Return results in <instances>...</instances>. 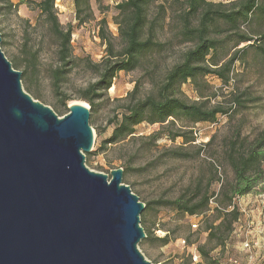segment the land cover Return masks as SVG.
<instances>
[{"label":"rangeland","instance_id":"rangeland-1","mask_svg":"<svg viewBox=\"0 0 264 264\" xmlns=\"http://www.w3.org/2000/svg\"><path fill=\"white\" fill-rule=\"evenodd\" d=\"M10 1L16 8L9 9L5 0H0L1 47L6 57L22 72L24 90L35 100L51 107L60 117L67 114L72 101L88 104L75 99L77 92L97 79L91 63L97 64L106 56L107 47L100 38L103 27L112 37L115 48L122 47L117 24L120 14L117 5L123 0H93L92 18L83 25H79L75 17V0L56 1L60 23L65 28L71 26L73 29L72 55L75 66L67 75L63 89L74 99L67 102L66 108L51 86V71L57 67V45L36 8V3L40 0ZM209 1L229 3L234 0ZM155 9L156 6L152 5V11ZM102 20L106 24H102ZM242 30L251 33L254 41L241 44L236 49L249 44L255 46L248 48L242 54V60L236 62L233 73L235 82L226 84L217 76L209 75L201 81L200 86L190 81L182 86L183 96L188 100H200L201 95H204L210 99V105L221 103L227 107L234 105L233 97L236 94L242 100L240 107L234 105L235 109L227 115L219 116L214 123L189 124L185 120L176 123L177 127L194 132L196 142L185 146L190 158L176 159L166 156L167 151L184 145L182 138L172 141L165 135L157 142L146 138L161 129L159 124H142L137 127L136 138L129 137L106 150L100 149L102 142L112 135L114 124L111 122L118 115L120 105L128 93L138 83L139 91L143 94L149 92L153 86L150 76H145L146 71L153 67H139L131 72L119 73L113 87L96 101L97 109L90 124L95 133L92 152L98 149L99 152L86 158L87 167L107 175L112 170L122 168L123 183H129L146 202L175 199L199 178L207 182L213 176V166L218 169L222 181L232 180L234 174L224 159L228 142L238 132L252 140L264 131V58L258 54L256 48L258 43L264 44V21L254 20L249 25H243ZM171 36L172 33L166 27L159 38L166 41ZM188 46H179L167 53L163 59H159L160 67L156 70V77H162ZM26 50L37 52V70H25L23 57ZM234 51H224L220 55L221 61L228 60ZM213 93L216 97L211 96ZM222 181L213 185L215 192L220 190ZM235 202L242 212V218L236 224L226 247L214 250L212 256L222 264H233L234 260L238 264H264V182L252 193L237 198ZM215 207L216 203L212 201L211 209ZM208 214H212V210ZM195 224L197 227H194ZM142 226L150 237L143 244L140 243V250L153 264H189L191 256L192 264L201 262L197 253L198 246L206 243L208 238L204 215L192 217L171 207H155L147 212L146 222ZM166 236L170 240L163 245L160 239ZM245 244H249V247H245Z\"/></svg>","mask_w":264,"mask_h":264},{"label":"trees","instance_id":"trees-1","mask_svg":"<svg viewBox=\"0 0 264 264\" xmlns=\"http://www.w3.org/2000/svg\"><path fill=\"white\" fill-rule=\"evenodd\" d=\"M56 1L40 0L36 8L57 45V67L51 71L50 79L54 94L66 108L67 102L74 99L63 89L67 75L75 66L72 55L73 29L71 26L65 28L60 23ZM92 1H74L75 17L79 25L92 18ZM5 2L9 9L16 8L10 0ZM152 5L156 6L154 11ZM117 9L120 12L117 24L122 47L115 48L112 37L103 27L100 38L107 47L106 56L97 64L91 63L97 79L86 88L79 89L75 99L90 105L92 119L97 109L96 101L113 87L119 73L131 72L139 67H153L145 73V76H150L153 85L151 90L141 93L138 83L128 93L120 105L118 115L111 122L114 124L112 135L102 142L100 149L106 150L129 137L136 138L137 127L142 124H159L161 129L146 138L156 142L165 135L172 141L182 138L184 145L167 151L166 156L188 159L190 154L186 152L185 146L196 142L194 132L177 127L176 123L184 120L189 124L214 123L219 116L229 114L235 106L240 107L242 100L236 94L233 97L235 106L232 104L228 107L221 103L210 105V99L204 95H201L200 100H188L183 96L182 86L189 81L200 86L201 81L209 75L217 76L226 84L235 82L233 73L236 62L242 60V54L248 48L255 46L249 44L236 49L241 44L254 41L251 33L243 31L242 26L257 19L264 21V0H234L229 3L209 0H123ZM102 24H106V21L102 20ZM166 27L172 36L162 41L159 36ZM183 45L189 46L163 76L157 78L155 74L160 67L159 59ZM256 48L264 58V44L258 43ZM226 50L235 51L228 60L222 62L220 55ZM23 63L26 71L37 70V52L26 50ZM12 65L17 70V65ZM211 96L216 97V94ZM97 152L99 149L86 154V158L97 155ZM224 159L234 174L232 180L222 181L218 169L213 166L214 173L210 180L205 182L199 178L175 199L146 202L126 183L146 205L141 215L142 224L146 222L147 212L155 207H171L192 217L204 215L208 238L206 243L198 246L197 253L201 258L198 264H222L212 256V252L226 247L236 224L242 218L235 200L252 193L264 182V131L252 140L243 137L240 132L235 134L228 142ZM220 181V190L215 192L213 185ZM212 201L216 203L214 209H211ZM210 210L212 214L209 215ZM146 235L141 244L149 239L147 231ZM169 240L168 236L160 239L163 245L168 244ZM189 260V264H192V256Z\"/></svg>","mask_w":264,"mask_h":264},{"label":"water","instance_id":"water-1","mask_svg":"<svg viewBox=\"0 0 264 264\" xmlns=\"http://www.w3.org/2000/svg\"><path fill=\"white\" fill-rule=\"evenodd\" d=\"M0 264H153L140 250L146 205L124 170H90L91 107L60 117L24 90L1 47Z\"/></svg>","mask_w":264,"mask_h":264},{"label":"built area","instance_id":"built-area-1","mask_svg":"<svg viewBox=\"0 0 264 264\" xmlns=\"http://www.w3.org/2000/svg\"><path fill=\"white\" fill-rule=\"evenodd\" d=\"M194 227H197V225L195 224ZM245 247L248 248V247H249V244H245ZM238 263H239V262H237V260H234V261H233V264H238Z\"/></svg>","mask_w":264,"mask_h":264},{"label":"bare ground","instance_id":"bare-ground-1","mask_svg":"<svg viewBox=\"0 0 264 264\" xmlns=\"http://www.w3.org/2000/svg\"><path fill=\"white\" fill-rule=\"evenodd\" d=\"M78 103H82V102H79V101H72L71 105H72V104H78Z\"/></svg>","mask_w":264,"mask_h":264}]
</instances>
